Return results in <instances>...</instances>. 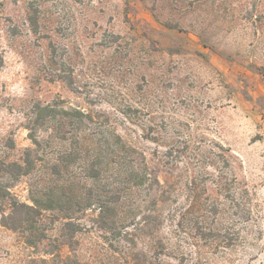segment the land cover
<instances>
[{
	"label": "rangeland",
	"instance_id": "obj_1",
	"mask_svg": "<svg viewBox=\"0 0 264 264\" xmlns=\"http://www.w3.org/2000/svg\"><path fill=\"white\" fill-rule=\"evenodd\" d=\"M0 264H264V0H0Z\"/></svg>",
	"mask_w": 264,
	"mask_h": 264
},
{
	"label": "trees",
	"instance_id": "obj_2",
	"mask_svg": "<svg viewBox=\"0 0 264 264\" xmlns=\"http://www.w3.org/2000/svg\"><path fill=\"white\" fill-rule=\"evenodd\" d=\"M47 110V109H46ZM28 164V163H27ZM8 168H13V169H16V172H14L13 170H11V171H9V170H6V171H8V173H13V175H14V177H17V175H19V173H20V175L21 174H24V173H26L27 172V167H25L24 168V166H19V165H17L16 163H13V164H9L8 165ZM5 219V224L6 225H10L8 222H6V218H4ZM12 227V226H11Z\"/></svg>",
	"mask_w": 264,
	"mask_h": 264
}]
</instances>
